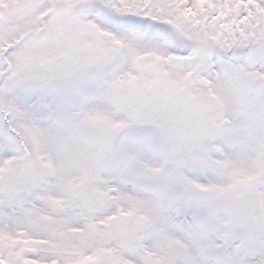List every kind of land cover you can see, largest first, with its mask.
I'll list each match as a JSON object with an SVG mask.
<instances>
[{"label":"snow or ice","instance_id":"snow-or-ice-1","mask_svg":"<svg viewBox=\"0 0 264 264\" xmlns=\"http://www.w3.org/2000/svg\"><path fill=\"white\" fill-rule=\"evenodd\" d=\"M0 264H264V0H0Z\"/></svg>","mask_w":264,"mask_h":264}]
</instances>
